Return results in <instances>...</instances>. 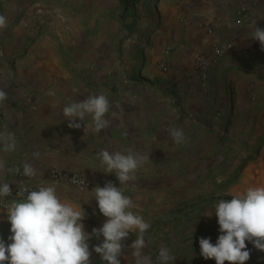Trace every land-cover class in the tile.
<instances>
[{"label":"crops","instance_id":"1","mask_svg":"<svg viewBox=\"0 0 264 264\" xmlns=\"http://www.w3.org/2000/svg\"><path fill=\"white\" fill-rule=\"evenodd\" d=\"M251 1L254 14L240 25L234 24L237 9ZM156 2L155 26L147 47L148 62L131 80L120 75L96 78L93 68L77 64L74 68L80 74L70 73L58 46L49 42L31 43L32 34L17 12H0L7 20V27L0 29V88L7 93V99L0 104V131L13 134L17 144L15 151L7 153L0 146V158L5 160L6 168H21L20 173L3 174L9 185L55 184L49 180L48 171L57 168L80 175L94 187H103L108 181L119 187L114 174L103 173L97 153L131 149L149 155V160L135 173L136 179L122 186L124 194L137 205L132 211L142 216L144 203L140 198L145 173L159 176L156 165L176 161L178 147L192 141L193 122L196 124L206 113H217L237 121L238 129L246 133L238 144L241 148V143L245 144L242 155L246 166L238 182L224 194L231 199L249 186H264V51L259 41L249 38L253 22L264 28V0ZM216 47H221V55L202 82L193 69V59L199 54L212 57ZM166 49H169L167 71L162 72L158 63ZM101 93L110 102L106 116L109 126L99 134L84 132L89 117L80 129L69 128L62 108ZM172 128L183 130L185 143H174L169 132ZM24 162L37 170L36 177L23 176ZM104 179L106 182L102 183ZM55 185L63 202L84 209L86 216L82 223L88 233L102 226L106 218L99 213L95 199H91V191L81 194L69 186ZM9 229L6 214L0 211V239L6 244L11 243ZM219 234L217 227L202 238H210L215 244ZM102 239H90V251ZM129 241V237L124 241L120 264H131L133 259L128 256ZM246 245L250 259L245 264H264V252L256 250L250 242ZM193 250L190 259H195L196 264L200 253ZM98 259L101 260L100 256L93 251L91 264L100 263ZM200 261L215 264L214 259Z\"/></svg>","mask_w":264,"mask_h":264},{"label":"rangeland","instance_id":"2","mask_svg":"<svg viewBox=\"0 0 264 264\" xmlns=\"http://www.w3.org/2000/svg\"><path fill=\"white\" fill-rule=\"evenodd\" d=\"M157 7L156 0H0V12L13 11L21 17L32 34L31 43L59 47L70 73L76 72L77 64L93 68L96 78L120 75L130 80L148 62ZM227 116H200L192 124V141L178 147L176 161L156 165L159 176L145 173L140 201L144 203L142 217L150 227L143 252L153 264H158L161 246L176 257L172 264H194L190 258L193 249L200 253L199 239L216 231L215 215L207 214L214 212L219 199L229 200L224 193L238 182L247 163L245 144L238 145L245 132ZM135 238L130 234L129 244ZM201 259L198 255L196 264H202Z\"/></svg>","mask_w":264,"mask_h":264},{"label":"clouds","instance_id":"3","mask_svg":"<svg viewBox=\"0 0 264 264\" xmlns=\"http://www.w3.org/2000/svg\"><path fill=\"white\" fill-rule=\"evenodd\" d=\"M5 27L6 17L0 15V29ZM249 38L259 41L264 51V28L256 27L253 22ZM6 99L7 93L0 88V104ZM109 110L110 102L101 93L65 105L62 114L68 121V127L73 129H80L82 122L90 117L87 129L83 124L84 132L99 134L110 124L106 118ZM169 132L174 143L186 142L182 129L172 128ZM0 146L6 153L15 151L14 135L0 131ZM34 156H39V153H34ZM97 160L103 173L114 174L119 182V187L108 181L103 187L95 186L91 190V199H95L99 213L106 218L102 226L93 228L91 233L86 232L82 223L86 216L84 209L63 202L55 184H41L35 190L20 187L17 192L20 199L0 201V206L6 210L11 233L8 237L11 243L6 244L0 239V264H91L93 251L106 264H120L124 241L130 234L136 237L127 246L132 250L134 264H153L151 256L143 252L150 224L132 211L137 205L122 190V186L136 179L135 173L149 160V155L131 149L127 152L101 150L97 153ZM7 172L20 173L21 168H6L5 160L0 158V198L12 195L9 183L3 179ZM22 174L34 178L37 170L24 162ZM213 214L220 234L215 244L210 238L199 239L202 258L214 259L215 264H245L250 259L246 242L264 252V186H249L229 200L219 199L214 212L207 216ZM93 237L103 239L90 251L88 241ZM175 258L167 247L158 249V264H172Z\"/></svg>","mask_w":264,"mask_h":264},{"label":"built area","instance_id":"4","mask_svg":"<svg viewBox=\"0 0 264 264\" xmlns=\"http://www.w3.org/2000/svg\"><path fill=\"white\" fill-rule=\"evenodd\" d=\"M254 14V3L251 1L250 3L240 6L236 11V19H234V24L240 25L243 19L247 17H251ZM169 55V49L163 53V57L158 63V68L162 72L167 71V58ZM212 57L206 56L203 54H199L193 59V69L198 74L200 80L205 82L208 78V73L210 67L217 61L219 56L221 55V47H216L212 51ZM48 178L55 184H62L65 186H69L73 188L78 193H87L90 192L94 188V184L85 178L81 177L76 173H68L57 168H52L48 171ZM106 180H102V183H105ZM41 184L28 185V184H14L9 185L12 190V195L6 198H0L2 202H10L14 199H20L17 196V192L20 187L27 186L29 190H35ZM0 211L5 212L6 210L0 206ZM214 264V263H212Z\"/></svg>","mask_w":264,"mask_h":264}]
</instances>
